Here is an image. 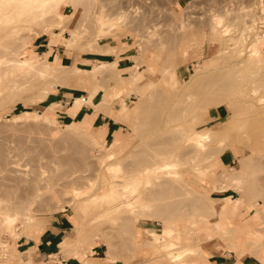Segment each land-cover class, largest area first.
<instances>
[{
    "label": "rangeland",
    "instance_id": "374dc122",
    "mask_svg": "<svg viewBox=\"0 0 264 264\" xmlns=\"http://www.w3.org/2000/svg\"><path fill=\"white\" fill-rule=\"evenodd\" d=\"M151 1L150 7L139 4L138 0H89L88 5L82 2L74 9L61 4L52 30L61 32L60 39L69 38L70 30L79 33L78 42L68 48L56 43L57 37L40 29L31 32L17 26L13 33L16 36L0 35V156L12 158L9 166L16 168L19 174L24 173L25 177L18 180L29 177L30 184V181L39 184L40 189L37 185L31 186L33 191L27 188L34 195L31 192L29 197L28 191L23 197L38 200L41 196L29 213L32 221L26 222L25 213L17 217V233L5 231L0 225V241L9 244L6 255L0 253V264H61L57 254L36 257L34 262L31 260L33 248L22 253L23 240L31 237L27 232L34 225L42 230L53 226L56 231L65 226L66 232L60 233V237L70 236L66 247L61 249L66 256L74 251L89 253L85 248L88 244L92 248L97 246L96 255H102L106 248L108 252L128 254L145 246L156 255V264H190L195 259L198 262L194 264H264V105H260L250 91V81L256 80L262 85L257 94H264V11L261 7L264 1ZM215 15L222 18L228 26V35L233 37V41H228L231 49H225V53L223 50L219 53V41H210L208 23ZM181 23L185 27L180 32ZM101 26V36H98ZM25 33L28 34L22 36ZM255 40L261 60L238 66L236 62L243 56L245 46L251 48ZM233 45L244 49L241 56L237 57ZM54 55H57L56 65L66 68L69 74L71 65L90 69L96 61L115 59L118 69L104 67L93 77L77 72L78 78L67 84L66 75L69 74L64 75V69H58L61 74L57 70L58 73L40 75L15 68L12 62L6 61L15 56H31L33 61L39 62L43 58L53 59ZM62 63L69 68L62 67ZM197 73L203 74L204 79L212 73L220 74L223 79L216 81L209 92L198 94L193 83L203 78ZM45 87L49 92L44 96ZM136 88L141 97L135 92ZM75 96H90V99L82 102L74 112L70 108ZM204 98L211 100L208 107L194 108L199 101H205ZM120 102L122 112L116 114ZM182 102L185 107L187 103V109L180 105ZM252 103L255 108H249ZM52 104L56 106L50 108ZM152 108L158 112L156 116ZM143 109L150 111L151 117L148 112L143 114ZM186 110L193 112L192 115L188 113V116ZM25 111L29 113L24 114ZM184 114L186 118L183 119ZM149 117L151 120L146 121ZM71 122L81 124L84 132L89 131L102 146L95 152L91 142L77 139L79 142L85 139V155L88 152L83 156L86 160H82L83 169L79 175L71 174L66 165L53 159L68 153L66 147L69 145L62 135L68 132H63L62 127ZM191 126L196 130L211 129L212 137L207 146L204 145L205 151L198 153L192 163L203 169L199 172L189 164L183 165V160H190L189 156L197 153L186 155L182 138H177L181 136L180 131ZM109 153L113 155L111 159H108ZM150 156L152 159L167 157L166 160L174 165L165 175L160 174L162 184L154 182L153 189L160 190L163 198L158 197L153 206L143 207L137 201L139 192L144 193L141 186L144 176L138 175V170L147 160V164L154 161H150ZM3 164L0 163L1 207L12 196L7 195L8 190L19 183ZM108 164H111L109 169L106 168ZM206 167H210V171H206ZM231 167L241 171L240 192L235 183L220 176L224 169L233 176ZM32 170L38 174H29ZM149 176L155 179L154 174ZM38 179L41 184L36 181ZM18 186L14 185L16 189ZM34 186L44 195L40 193L38 198H32L38 194ZM110 190L115 200L130 198L133 204L114 205L110 209L102 202ZM11 192L15 196L16 190ZM241 192L244 201L240 212L228 220L225 218L224 229L232 227L234 230H218L213 223L223 217L215 205L222 206L225 200L230 201ZM209 195L216 198H209ZM144 202L147 203L145 199ZM162 216V230L170 231L153 246L148 243L150 235L149 239L137 243L133 240V231L125 228L126 225L131 227L135 220L136 223L141 219L158 220ZM247 218L257 224L254 231L249 229L248 233L240 223ZM178 254L179 257L175 256Z\"/></svg>",
    "mask_w": 264,
    "mask_h": 264
},
{
    "label": "bare ground",
    "instance_id": "6f19581e",
    "mask_svg": "<svg viewBox=\"0 0 264 264\" xmlns=\"http://www.w3.org/2000/svg\"><path fill=\"white\" fill-rule=\"evenodd\" d=\"M88 1L89 0H0V35H4L6 37L16 36V35H13V33L15 32V29L18 28V27H19V29H22V28L29 29L31 32L34 31V30L40 29V30H45V32H49V34L51 35V37H57L56 43H59L62 46L68 48L70 45H72V43H77L78 42L79 33L77 32V30H70V37L69 38H67V39H62L61 38L60 39L59 36L61 35V32L60 33H56V32H54L52 30L53 29V23L56 22L55 16L60 13V6H61V4H64L65 6H73V9H74V8H77L78 6H81L82 2H85V4L88 5ZM123 1L130 2L131 0H123ZM132 1H136V0H132ZM138 1H139V4H141V5L147 4V5H149L148 7H150V4L152 5V1L151 0H138ZM261 1H264V0H260V2ZM74 2H76L77 6H75V3ZM261 7H262V11H264V5H262ZM100 22L101 23H104L105 20H101ZM102 27L103 26H101L98 29V36H101ZM183 27H185V25L181 23L180 24V30H179L180 32L183 30L182 29ZM208 28L210 30V41L217 40V41L220 42V52L219 53H221V50H223V52H224L225 49H226V51H229V49H231V48L229 47L228 41L232 40L233 37L230 36V35H228L229 34L228 33L229 32L228 26H226V23L222 20V18L219 17V16H216V15H215L214 18L212 17L211 22L208 23ZM99 32H100V34H99ZM27 34L28 33H25L24 35L22 34V36H25ZM119 34H120V32H119ZM102 36H103V34H102ZM172 36L174 37L173 34H172ZM172 36H170V37H172ZM170 37H169V39H170ZM95 39H96V37H95ZM95 39L93 38V40H95ZM167 39H168V37H167ZM170 40H172V38ZM10 43H14V42H10ZM232 44L233 43H231L230 46ZM235 44L236 43H234V45ZM257 44L258 43L255 40L253 42L251 48L247 49L246 46H245V52H243V56L242 57H239L240 59L238 60V62H236V64L238 66L241 65V64L251 63L253 60L256 61V62H258V60H261L262 57L259 54V50H258ZM234 45H233L232 49L234 51L236 50L235 54L237 55V57L238 56H241V52L244 49L239 48L238 45H237V47L236 46L234 47ZM239 46H241V45H239ZM235 48H238V49H235ZM6 61L12 62V64L14 65L15 68L24 69V70H27L28 72L38 73L40 75H46V74H51V73H55V72L58 73L59 70L62 71L63 69L64 70L66 69V68H61L59 65H56V63H58L57 55H54L53 59L47 60V59H44L43 58L39 62L33 61L31 56L25 57V58H18V57L15 56V57H12L11 59H6ZM0 62H2V61L0 60ZM62 64H63L62 67L66 66V67L69 68L68 65H66L64 63H62ZM104 67H108V69L111 68V67L113 69L114 68L118 69L117 68V61H116V59L114 61H112V62L111 61L110 62H100V61H96L95 62V65H92V67L90 69H82V68H79L78 66H72L71 65L70 68H69V70L71 69L70 70L71 71L70 74L67 73L66 70H65L64 75L66 73L69 74V75H66V76H67V84H70V82H73L75 79L78 78L77 75L79 73H82V74L87 73V74H89L90 76L93 77L95 75V72L96 71L103 70ZM68 68H67V71H68ZM77 72H79V73L77 74ZM60 74H61V72H60ZM196 75H199V76H201L203 78V74H200V73L198 74L197 73ZM218 77H220V74H219V76L217 74H213V73H212L211 76L209 74H207L206 77H205V79L203 78V80L201 79L197 83H193V89L195 88L196 90L195 89L194 90L197 91L198 94L200 92H202V93L209 92V90H211L213 88L214 83L216 81H219V80H222L223 79L222 77H220V78H218ZM250 83H251V89H250V91L254 94L253 95L254 98L257 99V102L260 105H264V94H261V95L260 94H257V92H259V90H260V88H261L262 85L260 84V82H258L256 80L255 81L252 80V81H250ZM71 84H73V83H71ZM190 89H191V87H190ZM48 92H49L48 87H45L43 89V95L44 96L47 95ZM135 92L140 96V94H139L140 93L139 92V88H136L135 89ZM240 92L241 93H244L243 91H240ZM89 99H90V96H88V97L75 96L74 97V101H73V105H71V108L70 109L75 112L77 110V108H79L81 106V103L82 102L88 101ZM204 99H206L205 100L206 102L205 101H199V105L197 106L195 104L194 108H196V107L199 108V106H200L202 109H204V108L206 109L208 107V105H209V103H210L211 100L210 99H207V98H204ZM159 100H158V102H161V100L160 101ZM188 101H187V103H188ZM187 103H186V107L184 105V102H182V104L180 103V105H183L184 106V109H187V107H188L187 106ZM189 103H188V105H191V102H189ZM121 104L122 103L120 102L119 111L116 114H119V113L122 112ZM253 104L254 103H252L249 106V108H251V106L253 107ZM52 106L55 107L56 104H52L49 107L51 108ZM125 106L126 105H123L122 107H125ZM154 106H156V103H155ZM149 108H151V107L149 106ZM194 108H193V110H196L197 109V108L196 109H194ZM253 108H255V106ZM152 109H151V111H152ZM138 110H139V112L142 113V109L141 108H139ZM173 110H174V108H173ZM173 110H171V112ZM188 110L191 112L192 111L191 110V107H189ZM155 111L156 110L153 109V113H155ZM189 111H187V112L183 111V112H185V113L188 114V113H190ZM147 112H148L147 110H146V112L144 110L143 111V114L144 113H147ZM28 113H29L28 111H25L24 112V114H28ZM141 113H138V114H141ZM156 113H158V112H156ZM156 113H155V116H156ZM192 113H190V115H192ZM147 114H149L150 117H151V112L150 111ZM45 115L46 116H50V114H48V113H45ZM172 115L173 116L175 115V111L172 113ZM172 115H171V117H172ZM185 115L186 114H184V116ZM188 116H189V114H188ZM150 117H149V119L148 118H146V119L144 118V119L146 121H148V120L150 121L151 120ZM171 117H170V119H171ZM184 118H186V116L183 117V119ZM193 118H194V116L192 117V119ZM152 122L155 124L154 121H152ZM190 122H192V121H190ZM153 123H151V124H153ZM243 123H244V121H243ZM244 125H245V123H244ZM241 127H242V124H241ZM62 128H63L62 129L63 132H65V131L68 132L67 135H65L66 133L65 134L62 133V135H64L66 137L65 139L67 141L65 140V142H66V144L69 145V146L66 145L67 147L66 146H64V147L69 148V149H67L68 150V153H66L64 155L62 153H61L62 155L60 154L61 156L56 155V156H58V158L55 159L56 158V156H55L53 158L54 159V162H58V160H59L61 163H63L64 165H66L67 170L71 174L72 173H78L77 175H79L80 172H81V168H82L81 166H83V163H84L82 160L85 159L84 157L88 153L87 152L86 155H85V150L86 149H85V144H84L83 141L86 139L87 142H91L92 143V146L94 148H96L95 149V152L96 151L99 152L102 149L101 143L98 142L99 140H97V138L95 136H93L91 133H89V131L87 132L85 130L86 132H84V130L82 129L81 124H79L77 122L65 123V124H63V127ZM243 128H244V126H243ZM184 129H185V127H184ZM210 131H211V129H209V128H205V129H201V130H196V129L193 128V126H191L188 129L182 130V132L180 131L181 134L180 133L179 134L181 136L180 137H177V138L178 139L179 138L180 139L182 138L181 141H182L184 147L187 149L186 150L187 151L186 152V155L191 154L194 151H196V153H197V154L194 153V155L189 156L190 160L189 159H187V161L186 160L185 161L183 160V165L189 164L192 167L193 170L198 171V172L201 171V170H203V169H201L199 167L193 166L192 163H193V161H195L198 158V155H199L198 153H201L202 154L205 151L204 149H206V146H207L206 144L208 143L209 138L212 137ZM101 137H102V135H99V138H101ZM78 138H85V139H83V141L79 142V140H77ZM88 139H89V141H88ZM176 139H174V140H176ZM58 143L60 144L61 142H58ZM58 143H56V144H58ZM112 143H114V142H112ZM180 143L178 142V144H180ZM204 145H206V146H204ZM57 151H59V150H57ZM77 154L78 155H81V157L80 156H76ZM2 156H3V154H2ZM2 156H0V163H4L3 164L4 166H2V167L4 168L5 165H7V167H8L7 168V171H9L10 173L12 172V174L14 175V177H13L12 174L11 175H12V177L14 179L17 180V183L19 181L18 184L15 183L14 185L15 186H18L19 185V186L17 187V189L14 187V185L12 186L16 190L15 196H14V193L11 192L14 189H12V187H11V191H10V189L8 188L9 190H8V194L7 195H12V196H10V197L8 196L9 197L8 198L9 200H6L7 203L3 207L0 206V209H2V210H0V223H1L0 225L3 226V230L8 231V232H11V233H15L16 232V229H15V221H16V219H17V217L19 216L20 213H25L27 215L26 222H27V220H28V222L33 220V217L31 215H29V213L31 211H33V209H34L33 205H34V202L36 200V198H34V197H37V195H39L41 192H39L38 190H36V187L34 186L35 187L34 189L36 191H38V194L36 193L35 196H33L34 195L33 192H32L33 191V189H32L33 187H31V186L37 185V184H35V183L33 184L32 181H30L31 182V184H30L29 181H28V180H30L29 177H28V180H27V178L26 179H22L23 177H25L23 175L24 173L23 174L22 173L19 174L20 172L16 168L13 169V166H9V165H11L10 160H12V158L9 159V157H8L6 159V156H5V158L2 157ZM112 157H113L112 153H109L108 159H111ZM148 157H149V155H148ZM150 158H151V156H150ZM153 158H155V157H153ZM166 158L167 157H162V156L160 158H158V159L155 158L156 160L151 158L150 161H153L154 160L151 164H147V162H148V160H147L146 165H144L143 167L140 166L141 168H139V170H138V175L144 176L143 183L141 185L143 187L144 193L142 194L141 192H139V194L137 196V198H138L137 201L143 207L144 206L152 205L153 203H155L156 200L158 201V199L162 197V195H161L162 192L160 190L153 189V185L155 183L156 184H162L163 183V182H161L162 176L160 174L163 173L165 175L166 170L170 169L171 165H174L172 162L166 160ZM243 159H245V157H243ZM85 164H86V161H85ZM110 165L111 164H108L106 168L107 169L111 168ZM205 170L206 171L207 170L210 171V167H206ZM230 170L231 171L234 170V172L232 173L233 176L227 174V170H225V169L222 170V173H221L220 176L222 178H224V180L230 179L233 183H235V186L237 185L236 188L240 192L241 191V188H242V185H241V182L242 181H241V175H240L241 174V171L238 170V169H234L232 167H231ZM31 173L32 174L33 173L34 174L35 173L38 174V172H34V170H32V172L29 171V174H31ZM50 173H51V171H50ZM50 173H48V174H50ZM235 173H237L238 176H234ZM150 174H152V176H153V174L155 175L154 176V178H155L154 180L155 181L153 180V178L151 179V177L149 176ZM16 175L18 176L17 178H15ZM75 175L76 174H74V176ZM74 176H72V177H74ZM19 177H22V178H20L21 180L20 179L18 180ZM39 177H41V175H39ZM44 177H46V176H44ZM148 177H150V179H148ZM8 178L11 179L10 176ZM36 178H38V177H36ZM16 180H14V181H16ZM40 180H41V178H40ZM40 180L38 179L36 181L39 182ZM44 180H43V182H44ZM41 182H42V180H41ZM41 182H39V183L41 184ZM46 183H48V181ZM49 183H50V181H49ZM27 184H29V186H27ZM38 185H37V188H39ZM110 185L113 187L112 184H110ZM28 187H31L30 189L32 191L30 189L28 190L27 189ZM46 187H47V184H46ZM77 190H78V188H74V191H77ZM25 192H26V194L28 192L29 197H31L30 195H31V192H32V194H33L32 195L33 196L32 198H34V199L27 200L29 198V197H27L28 195L26 196L27 199L25 198V196L23 197V195H25L23 193H25ZM122 194H124V192ZM122 194L120 193V195H122ZM16 195L18 196V198L16 197ZM40 195H44V193L43 194L41 193ZM13 197H15V200L16 199L17 200L16 201H13L14 200ZM113 198H114V193L112 192V190H110L108 192V195L106 196V198L105 199H102V202L107 203L108 206L110 207V209L114 205H116V206L119 207L121 204H126V206H128L130 204H133V202L131 201L130 198H123V199L122 198H119L117 200H115V198L114 199ZM224 198L225 197H223L222 199H224ZM10 199H12V200H10ZM144 199L147 201V203L144 202ZM39 200H41V196H40V198L38 200H36V203ZM2 201H3V199L0 198V205L3 204ZM43 201H44V198H43ZM225 201L226 202H224L222 206L215 205V208L217 206L218 214L220 216H222L223 219L214 221L213 224L215 225V228H217L218 230H221V231L222 230L224 231V230H227L228 229L227 227H226L227 229L226 228L224 229V227H225L224 220L227 217V215L232 217V216L238 215V213L240 212L241 204L244 201L243 193L241 192L240 193V196H238V197H236V198H234V199H232L230 201H227V200H225ZM93 203L95 204L96 202H93ZM116 206H115V208H116ZM161 208L164 209L163 206ZM61 209H64V207H62ZM134 223H136V220H135ZM134 223H133V225L131 224V227L130 226L127 227V225H126L125 228H130L133 232H135V230H136V224H134ZM229 230L232 232V230H234V229L231 227V229H229ZM229 230H227V231H229ZM169 231H170V229H167V228L161 230L160 232H157V231L151 229L149 231V235L151 236V239L148 241L149 245L150 244L152 246L153 245H156L162 238H164L169 233ZM234 232H236V231H234ZM8 247H9L8 242L0 241V253L1 254L6 255L5 253L7 252ZM85 248L88 249L89 248V244ZM25 252H29V249H26V250H23L22 251V253H25ZM54 255H56V254H54ZM0 256H2V255H0ZM175 256L179 257V254L178 255H175ZM191 262H192V264H194V263L198 262V260L195 259L194 261H190V264H191Z\"/></svg>",
    "mask_w": 264,
    "mask_h": 264
},
{
    "label": "crops",
    "instance_id": "0c3cea01",
    "mask_svg": "<svg viewBox=\"0 0 264 264\" xmlns=\"http://www.w3.org/2000/svg\"><path fill=\"white\" fill-rule=\"evenodd\" d=\"M210 197L214 199L216 198L209 195V198ZM163 217L164 216L158 220L141 219L137 221L135 230L136 232L138 231L136 236L137 239L135 238L136 233L133 232V240H135L137 243H140L149 239L148 230L150 229L161 231L163 227ZM229 217L231 218V216L227 215V220ZM55 221L59 222L58 218H56ZM254 222V220L247 218L242 220L240 223L243 230L248 233L249 229L250 231H254L256 228L257 224ZM225 223L226 219L224 220V224ZM64 228L65 226H63V228L59 227L58 231H56L53 226L46 227L44 230H42L43 228H38L37 225L31 226L27 232L31 237H27L23 240V244H25V248L23 250L29 249L30 247L33 248L31 259L34 262H36V257L47 258L51 257L53 254H57L61 264H156V255L152 250L145 248V246H141L138 249L129 252L128 254H123L120 252L116 253L114 250L108 252V248H106L102 255H96L94 252H97V246H93L92 248L89 244L87 251L89 253H86L85 251V254H83L81 251H74L69 254V256H66L61 252V249L66 247V241L70 239V236H66L65 238H63L64 236L60 237V233L66 232ZM241 250L243 251L244 248L242 247ZM88 255H90V258ZM262 261H264L263 258Z\"/></svg>",
    "mask_w": 264,
    "mask_h": 264
}]
</instances>
